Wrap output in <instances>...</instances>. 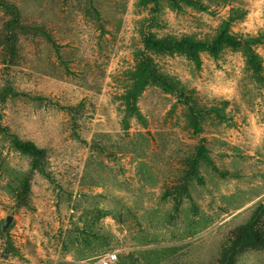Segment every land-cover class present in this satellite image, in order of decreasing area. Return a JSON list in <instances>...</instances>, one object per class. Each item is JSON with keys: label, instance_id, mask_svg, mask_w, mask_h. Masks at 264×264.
<instances>
[{"label": "rangeland", "instance_id": "374dc122", "mask_svg": "<svg viewBox=\"0 0 264 264\" xmlns=\"http://www.w3.org/2000/svg\"><path fill=\"white\" fill-rule=\"evenodd\" d=\"M195 1L202 9L0 0V264H90L110 252L115 264H217L264 205V82L245 57L223 48L196 63L143 48L146 33L209 42L228 22L258 40L264 76V0ZM139 53L179 90L148 87L129 115L121 95ZM12 138L44 151L42 172ZM233 264H264V251Z\"/></svg>", "mask_w": 264, "mask_h": 264}, {"label": "trees", "instance_id": "16d2710c", "mask_svg": "<svg viewBox=\"0 0 264 264\" xmlns=\"http://www.w3.org/2000/svg\"><path fill=\"white\" fill-rule=\"evenodd\" d=\"M166 1L170 7L176 10H179L180 4L202 9L195 0ZM148 2L155 4L157 0H143L145 4ZM11 23L12 25H17L18 22L14 19ZM9 39L14 41V34H11ZM257 41L256 38H236L229 33L228 22H223L214 38L209 42L193 41L188 38L178 40L169 37L155 38L153 34L146 33L143 36V48L148 53L184 55L196 63H198V53L201 51L207 52L213 58L223 48L240 51L245 57L246 65L251 70L253 77L258 81L264 82V76L260 75L261 67L259 60L251 47ZM127 77L128 81L121 95V100L129 115L136 113V101L140 94L148 87H157L166 94H173L179 90L178 82L173 77L160 72L147 53L138 54L136 63L132 70L128 72ZM188 112L191 127L194 131H197L198 121L191 106H188ZM11 145L14 150L31 159V169L39 172L43 171L45 166V153L42 149H39L31 142L20 141L17 138L11 139ZM197 154L198 158H202L203 149H199ZM195 165L196 163L194 162L192 171H195ZM28 187V183L24 181L22 192H26ZM248 250L264 251V205L257 206L254 212L251 213L249 219L235 229L230 245L227 249L222 250L217 264H233L236 255Z\"/></svg>", "mask_w": 264, "mask_h": 264}, {"label": "built area", "instance_id": "2783aa9c", "mask_svg": "<svg viewBox=\"0 0 264 264\" xmlns=\"http://www.w3.org/2000/svg\"><path fill=\"white\" fill-rule=\"evenodd\" d=\"M116 260V254L114 252H110L100 258H97L96 260H93L90 264H115Z\"/></svg>", "mask_w": 264, "mask_h": 264}, {"label": "water", "instance_id": "95a60500", "mask_svg": "<svg viewBox=\"0 0 264 264\" xmlns=\"http://www.w3.org/2000/svg\"><path fill=\"white\" fill-rule=\"evenodd\" d=\"M12 221V217L11 216H7L5 219H4V224L2 226V230H5L9 224L11 223Z\"/></svg>", "mask_w": 264, "mask_h": 264}]
</instances>
